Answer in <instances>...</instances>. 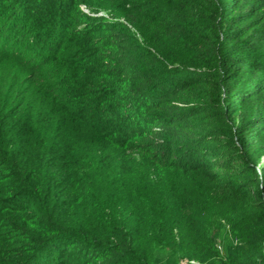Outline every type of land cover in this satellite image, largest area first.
I'll return each instance as SVG.
<instances>
[{
    "label": "trees",
    "instance_id": "16d2710c",
    "mask_svg": "<svg viewBox=\"0 0 264 264\" xmlns=\"http://www.w3.org/2000/svg\"><path fill=\"white\" fill-rule=\"evenodd\" d=\"M216 239L264 264V0H0V264Z\"/></svg>",
    "mask_w": 264,
    "mask_h": 264
},
{
    "label": "rangeland",
    "instance_id": "374dc122",
    "mask_svg": "<svg viewBox=\"0 0 264 264\" xmlns=\"http://www.w3.org/2000/svg\"><path fill=\"white\" fill-rule=\"evenodd\" d=\"M81 9H83V7H81ZM29 52L31 53V50ZM215 241L219 252L218 255H206L196 259V257L194 258L183 254L160 252L155 256L156 264H224L226 258L223 257H226V249L229 245H227L226 242L219 241L218 239Z\"/></svg>",
    "mask_w": 264,
    "mask_h": 264
}]
</instances>
